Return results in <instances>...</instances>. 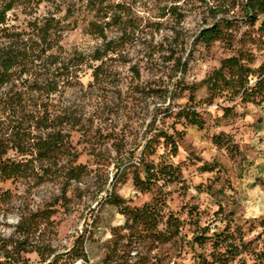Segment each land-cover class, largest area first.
Returning a JSON list of instances; mask_svg holds the SVG:
<instances>
[{
  "label": "trees",
  "instance_id": "1",
  "mask_svg": "<svg viewBox=\"0 0 264 264\" xmlns=\"http://www.w3.org/2000/svg\"><path fill=\"white\" fill-rule=\"evenodd\" d=\"M151 1L163 13L177 17L185 3ZM214 3L207 8L213 23L197 35L206 47L223 42L233 49L237 26L227 16L236 8L250 27L264 16V0ZM138 8H142L141 3L137 6L134 0H0V217L6 221L15 210L24 213L10 227L8 237L0 233V264H29L27 256L31 254L37 255L40 264H57L55 251L45 244L43 233L55 234L52 218L57 208L67 207L71 200L67 194L88 174L87 167L78 162V146L92 140L96 145L112 142L114 157L96 151V158H105L115 169L112 190L104 201L116 207L125 219L122 227L112 230L105 264H170L171 248L179 259L191 254V264H264V216L252 220L236 217V201L226 193L232 190L229 181L214 189L221 180L217 176L214 183L205 187L216 207L209 215L197 205L177 212L168 206L170 188L185 187L180 167L172 162L185 137V128L203 130L207 124L204 116L214 104L222 111L221 118L226 119L236 116L238 107L264 102V41H250L251 46L259 45L262 53L258 66H254V55L240 40V48L222 59L198 84L186 85L183 80L173 83L175 72L185 74L186 64L170 53L169 57H159L163 64L173 62L165 78L141 84L139 69L134 65L131 70L135 83L126 89L118 83L112 90L108 87L112 67L107 63L114 59L108 56L120 55L118 61L125 63L123 54L141 40L150 25L143 24ZM79 13L82 19L77 18ZM20 18L22 24H18ZM80 22H85L86 32L99 42L89 54L68 53L62 45L66 34ZM258 33L264 37V19ZM149 48L153 55L160 47H156L157 51L152 45ZM89 70L91 82L84 86L81 76ZM199 89H205L206 95L197 100L195 93ZM100 92L103 102L95 97ZM107 93L119 98L124 95V102L130 107L138 95L160 100V106L154 109L160 115L158 125L153 118L149 129L141 137L135 135L133 141L124 131L120 136L103 133L101 125L90 131L87 125L95 119L103 123L104 113L110 112L105 102L109 99ZM167 120H171L169 125ZM178 124L182 126L180 130L176 128ZM76 135L79 139L74 142ZM211 141L218 148L239 154L224 134L213 135ZM199 171L217 174L220 167L205 163ZM127 177L136 191L151 195L149 202L132 207L115 194L116 184ZM107 182L106 179L103 184ZM45 184L57 186L58 194L32 210L29 199ZM261 185L264 187V182ZM19 197H24V202L16 206ZM183 213L184 219L180 217ZM2 221L0 226H6ZM41 229L43 233L37 235ZM255 229L259 231L248 240ZM168 246L170 249H166ZM73 252L74 258L84 257L81 244L75 245L70 253ZM132 252H136V260L129 263L127 257Z\"/></svg>",
  "mask_w": 264,
  "mask_h": 264
},
{
  "label": "rangeland",
  "instance_id": "2",
  "mask_svg": "<svg viewBox=\"0 0 264 264\" xmlns=\"http://www.w3.org/2000/svg\"><path fill=\"white\" fill-rule=\"evenodd\" d=\"M134 1L137 2V6L141 3L142 8L138 9L143 24L150 25L143 33L144 35H141V40L123 54L125 63L118 61L120 55L108 56L109 59H114V61L108 60L107 63L112 67L113 77L108 85L112 90L118 83L123 84L124 89L135 83L131 70L134 65L139 69L141 84L158 81L160 77L165 78L164 75L170 73L173 62L163 64L159 57H169L170 53H173L174 59L179 58L186 64L185 74L175 72L176 76H173L172 81L174 83L183 80L186 85L198 84L218 67L222 59L232 56L234 49L240 48L238 44L240 40L254 55V66H258L262 61L259 45L251 46L250 41L254 39L257 44L259 41H264V37L258 33L264 16L250 27L243 21L239 9L236 8L227 16L237 26L233 31V49L227 48V44L223 42H215L206 47L198 41L197 35L202 28L213 23L214 20L207 13V8L214 5L215 0H185V3L180 6L178 17L163 13L151 0ZM43 11L44 9L42 13ZM76 16L82 19L83 15L79 13ZM72 21V19L69 20V22ZM21 22L22 18L18 24H22ZM84 23L80 22L77 28L64 37L62 45L68 53L79 51L89 54L99 43L86 32ZM150 45L155 48L160 47L158 52L150 55L152 52ZM90 75L89 70L81 76V83L84 86L91 82ZM107 95L109 99L105 102L110 112L104 113L103 123L100 124L99 120L95 119L92 125H87L90 131H95L101 125L103 133L113 132L120 136V132L124 131L129 135V141H133L135 135L141 137L149 129L148 124L153 118H156L155 125H158L160 115L154 113V109L160 106V100L147 99L138 95L130 107L124 102V95L120 98L115 93H107ZM205 95V89H199L195 93L197 100L203 99ZM95 97L97 101H104L102 92ZM87 111L91 112V110ZM236 111V116L222 119V111L217 104H214L208 108L209 114L204 116L207 124L203 130L195 127L185 128L186 134L180 143L178 155L172 160L182 171L185 187L170 188L168 206L171 211L177 212L184 207L197 205L208 215L211 214L216 207L212 204L211 197L206 194L205 187L214 183V179L219 176L220 183L214 184V189H218L223 181H229L232 190L231 192L227 190L226 193L233 195L236 201L233 204L236 217L240 220H252L264 216V187L261 185L264 182V102L261 105L241 106ZM90 114L92 113H85L86 116ZM170 123L171 120L166 121V125ZM176 128L180 130L181 124H178ZM218 134L228 136L239 154L229 153L224 148L214 146L211 137ZM78 139L76 135L74 142ZM111 144V141H103L102 144L96 145V142L92 140L90 143L82 142L78 146L81 152L78 162L87 167L88 174L82 177L81 183L73 185L74 191L67 194V197L71 199L67 207L57 208V213L52 218L56 224L55 234L47 235L43 233V229L37 233V235L43 233L45 244H49L55 251L57 264H74L80 259L73 257L74 252L70 253L75 245L80 244L88 264H105L104 257L112 239V230L124 224L125 219L118 209L104 201L106 194L112 190L111 178L115 169L110 162L105 161V158L99 160L96 158V151H101L105 156L114 157L115 154L110 149ZM205 163L217 164L220 172L217 174L200 172L199 167ZM106 179L108 182L105 185L103 183ZM57 188L52 184H45L35 190L34 195L29 199L30 208L36 210L44 203L52 201L53 196L58 194ZM102 188L103 192H99ZM114 192L132 207H140L151 199V195L136 191L130 177L116 184ZM23 202L24 197H19L15 205L18 206ZM22 214H24L22 211L15 210L6 221H2L0 217L2 223L6 222V226H0V233L8 237L12 232L10 227L17 223ZM180 217L184 219V213ZM258 231L255 229L247 236V239H252ZM79 240L81 242L76 243ZM208 250L209 248L206 247V253ZM74 251L76 252V249ZM135 254L136 252L129 254L127 257L129 263L136 260ZM175 255L174 249L171 248L169 250L170 264L192 263L191 254L182 256L181 259L176 258ZM27 258L29 264H40L36 254L28 255Z\"/></svg>",
  "mask_w": 264,
  "mask_h": 264
},
{
  "label": "built area",
  "instance_id": "3",
  "mask_svg": "<svg viewBox=\"0 0 264 264\" xmlns=\"http://www.w3.org/2000/svg\"><path fill=\"white\" fill-rule=\"evenodd\" d=\"M74 264H88V259L86 257H82L78 259Z\"/></svg>",
  "mask_w": 264,
  "mask_h": 264
}]
</instances>
